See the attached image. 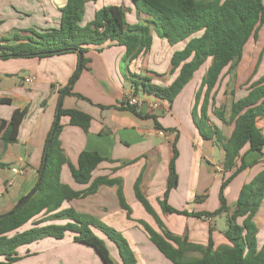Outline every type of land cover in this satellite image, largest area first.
Wrapping results in <instances>:
<instances>
[{
    "label": "crops",
    "instance_id": "1",
    "mask_svg": "<svg viewBox=\"0 0 264 264\" xmlns=\"http://www.w3.org/2000/svg\"><path fill=\"white\" fill-rule=\"evenodd\" d=\"M67 1L0 0V38L26 36L30 29L41 32L58 28L59 9ZM101 5H122L129 24H145L147 19L144 15L136 14L130 0H97L94 4H86L82 25L91 21L94 11ZM149 28L152 37L149 51L140 52L130 62L124 61L125 48L116 43L89 47L84 54L85 67L69 87L72 94L64 93L62 96V109L83 112L90 116L91 123L88 131L84 132L79 127L69 125L68 117L59 119L61 132L58 141L68 162L60 168V182L74 192H83L88 188L89 184L79 185L72 180L69 165L76 168L79 154L89 151L105 159L92 171L90 183L101 178L118 183L99 185L95 193L66 201L61 209L72 208L91 215L120 232L127 240L136 264H171L148 237V231L162 237L157 220L168 232L187 238L189 243L206 246L211 236L215 247L229 244L222 234L226 229L225 214L208 219L169 214L162 211L160 201L167 187L175 150L177 185L170 190L167 205L188 213L213 212L220 206V186L234 169L225 168L224 151L219 140L229 138L233 130V123L224 122L229 120L232 101L245 97L250 85L264 76V69H257L259 64L257 68L254 67L257 61L264 66V62L260 61L264 58L263 49L253 57L248 54L249 47L257 43L259 35L264 33V22L257 37L249 39L244 46L233 81L224 70L210 92L205 113L208 127L216 134L209 140L200 135L192 119L194 107L196 115H200V104H195V98L208 62L194 73L192 80L171 103L144 93L141 87L135 92L132 85L134 76L140 80L147 77L149 82L146 83L168 87L178 74V70L171 72L170 57L174 51L182 49L183 44L169 46L158 29L153 26ZM14 43L10 40L9 45ZM77 65L76 53L0 60V99L9 102L0 104V119L8 121L14 110L28 109L19 128L17 142L4 145L0 139V162L6 165L0 168V216L8 213L21 197L35 187L59 96L68 87ZM197 74L202 76L200 81L195 78ZM27 76L35 77L34 82L24 83ZM129 97L144 100L142 106L135 107L136 113L120 108V103ZM151 103L157 104L155 110L150 109ZM222 109L224 120L215 114ZM156 124L159 130L164 131V137L153 135V131L158 130ZM255 124L264 136V118L257 119ZM261 153L250 151L245 146L236 158L237 166L242 162L246 167L223 190L229 209H233L241 187L264 170V146ZM13 168L22 173H12ZM138 178L139 192L153 214L148 213L135 198L134 184ZM196 197L202 199L196 202ZM242 221L243 218L237 219L238 224H242ZM54 223L64 224L66 221ZM253 223L256 227V248L259 250L264 244V192ZM95 233L102 237L99 232ZM105 242L114 253V257L111 256L113 264H121L115 247ZM87 247L75 243L73 234L66 233L61 240L44 238L21 247L25 248L21 256L29 258L41 253L42 264H78L66 258V251L81 252L82 248ZM52 251L56 255L49 257ZM93 257L96 264H102L95 252Z\"/></svg>",
    "mask_w": 264,
    "mask_h": 264
},
{
    "label": "trees",
    "instance_id": "2",
    "mask_svg": "<svg viewBox=\"0 0 264 264\" xmlns=\"http://www.w3.org/2000/svg\"><path fill=\"white\" fill-rule=\"evenodd\" d=\"M130 1L138 16L147 17L145 24H129L126 20V10L122 5H101L94 11L91 21L82 25L86 4H94L97 0H68L59 9L58 28L41 32L30 29L27 30L29 35L26 36L0 38V60L18 57L46 58L80 53L81 68L71 78L75 80L85 67L84 54L89 47H99L107 42L116 43L125 48L124 61L130 62L140 52L149 51L152 44L149 26H153L161 32L169 46L183 44L182 49L174 51L170 57L171 72L178 70V74L168 87L146 83L149 82L147 77L140 80L134 76L132 85L135 92L141 87L144 93L171 103L192 80L194 73L208 62L195 98V104H200V115H196L194 107L192 119L200 135L204 139H212L216 133L208 127L205 113L210 92L224 70L233 81L244 46L249 39L257 37L264 22V0ZM10 40L16 43L9 45ZM70 90L71 88L66 94H72ZM8 103V100L0 99V104ZM124 104L120 103L121 109L136 113L135 107ZM27 112V108L16 109L8 121L0 119V139L4 145L17 142L19 128ZM223 113V109L215 112L221 120ZM56 115L55 113L54 119ZM63 116L68 117L69 125L79 127L84 132L88 131L91 123L89 115L77 110H64L60 106L58 117L60 119ZM261 118H264V76L250 85L245 97L232 101L229 120L223 119L226 124H234L229 138L219 140L224 151L225 168L234 171L222 182L219 191L220 206L213 212L188 213L177 211L167 205L168 194L177 185L174 168L177 153L173 150L167 187L160 201L162 211L199 219L225 214L226 229L222 234L229 244L215 247L209 236L206 246L195 245L189 243L185 237L168 232L162 222L157 220L162 237L149 231L148 237L157 251L171 264H264V244L259 250L256 248V227L253 223V217L263 197L264 170L241 187L232 210L227 206L223 196L224 188L246 167L242 162L239 166L236 165V158L244 147L248 146L250 151L262 154L264 136L255 124L256 120ZM52 127L45 141V145L47 142L50 144L44 169L41 172L42 156L38 179L40 175L41 177L35 185L37 187H34V193L21 205L33 188L21 197L8 213L0 216V264H13L20 260L17 250L23 246L44 238L61 240L66 233L73 234L75 243L92 248L102 264L114 263L105 241L115 247L121 264H136L134 254L120 232L91 215L76 212L72 208L61 209L64 202L83 198L95 193L99 185H113L117 181L101 178L90 183L92 171L105 159L96 152L82 151L77 159V167L69 166L72 180L79 185L89 184L88 188L83 192H74L62 184L59 178L60 168L68 162L58 141L61 132L59 120L55 128ZM155 127L160 129L157 124ZM5 166L0 162V168ZM139 181L138 178L134 184L135 198L148 213L153 214L151 207L139 192ZM119 196L121 200V195ZM201 199L202 197H196L195 201ZM121 205H125L123 201ZM239 218H243L242 224L237 223ZM58 221L66 223H54ZM211 231L210 229L209 232Z\"/></svg>",
    "mask_w": 264,
    "mask_h": 264
},
{
    "label": "rangeland",
    "instance_id": "3",
    "mask_svg": "<svg viewBox=\"0 0 264 264\" xmlns=\"http://www.w3.org/2000/svg\"><path fill=\"white\" fill-rule=\"evenodd\" d=\"M124 10H126V9L124 8ZM259 36H260V40L257 43H255L254 45H251V46L249 45L250 46L249 47V50H248L249 57H253L254 55H256L260 51L261 48L263 49L262 51L264 53V33L262 32ZM155 48L157 49V47H155ZM260 61H261V63L264 62V58L262 57V59H260ZM258 64H259V66H258ZM260 65L261 64L258 63V61H257V63L256 62L254 63V67L257 68V66H258L257 69H259L260 71H262L264 69V66L261 65V67H260ZM199 76L200 75L197 74L195 78L196 79H199V81H200V79H201L202 76L201 77H199ZM139 96L142 97L141 93H140ZM87 248L89 250L86 249V248H82L83 250L81 252H79V250H72L71 251L70 249H68L66 251L67 252L66 258L69 261H72V262H75V263L77 262L78 264H96L95 263V259L93 257V255H94L93 249L92 248H89V247H87ZM107 248H108V246H107ZM24 250H25V248H21V250L19 252L17 251L18 256H20L21 259L18 260L17 262H15V263H17V264H42V259L43 258H42L41 253L39 255L37 254L35 256L32 255L29 258H24V257L21 256ZM50 250H53V248H51ZM108 250H109L110 255L112 257H114V253H113V251L111 250L110 247L108 248ZM53 255H56L55 251H52V253H50L49 257H52ZM71 255H73L74 258H70L69 259V256H71Z\"/></svg>",
    "mask_w": 264,
    "mask_h": 264
},
{
    "label": "built area",
    "instance_id": "4",
    "mask_svg": "<svg viewBox=\"0 0 264 264\" xmlns=\"http://www.w3.org/2000/svg\"><path fill=\"white\" fill-rule=\"evenodd\" d=\"M34 80H35V77L27 76L24 78V83L30 84V83L34 82ZM123 103H125L127 106L139 107V106H142V104L144 103V100L137 98V97H129ZM149 107L151 110H155L157 107V104L151 103V104H149ZM164 134H165L164 131L159 130V129L156 131H153V135H156L159 137H164ZM11 171H12V173H22L21 170H18L16 168H13Z\"/></svg>",
    "mask_w": 264,
    "mask_h": 264
},
{
    "label": "water",
    "instance_id": "5",
    "mask_svg": "<svg viewBox=\"0 0 264 264\" xmlns=\"http://www.w3.org/2000/svg\"><path fill=\"white\" fill-rule=\"evenodd\" d=\"M78 55V65H77V69H76V73L80 70V68H81V61H82V55L80 54V53H78L77 54ZM72 83H73V79L70 81V83H69V85H68V87L63 91V92H61V94H60V96H59V100H58V104H57V108H56V117H55V119H54V123H53V127H52V129H54L55 128V126H56V124H57V122H58V120H59V117H58V111H59V109H60V102H61V99H62V96L64 95V93H66L68 90H69V87L72 85ZM49 142H47L46 143V145H45V148H44V153H43V165H42V167H41V172L43 171V169H44V163H45V161H46V157H47V153H48V149H49ZM40 177H41V175L39 176V179H40ZM38 179V180H39ZM37 187V186H36ZM35 187V188H36ZM35 188L25 197V199L23 200V202L21 203V205L23 204V203H25L27 200H28V198L34 193V191H35Z\"/></svg>",
    "mask_w": 264,
    "mask_h": 264
}]
</instances>
